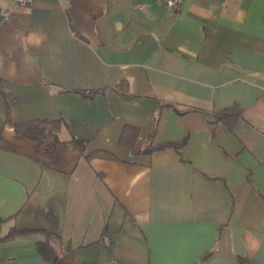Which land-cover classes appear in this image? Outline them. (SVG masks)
<instances>
[{"label": "crops", "instance_id": "crops-1", "mask_svg": "<svg viewBox=\"0 0 264 264\" xmlns=\"http://www.w3.org/2000/svg\"><path fill=\"white\" fill-rule=\"evenodd\" d=\"M0 218V264H264V0H0Z\"/></svg>", "mask_w": 264, "mask_h": 264}, {"label": "trees", "instance_id": "trees-1", "mask_svg": "<svg viewBox=\"0 0 264 264\" xmlns=\"http://www.w3.org/2000/svg\"><path fill=\"white\" fill-rule=\"evenodd\" d=\"M207 117L212 118L215 122H220L227 126L230 130L234 127L237 121L242 116V110L237 107H229L227 109L217 110V111H202ZM9 115V113H8ZM7 121L10 122V117H7ZM14 131L17 135L22 138L33 141L37 145V153L41 157L52 159L56 148L61 144V140L58 137V132L61 128V123L59 121H50L46 119H34L25 122L12 123ZM138 136L137 129L126 126L123 128L118 145L123 148H132L136 142ZM76 146L79 148L81 153L85 152V144L83 141L73 140ZM94 155H99L102 157L113 158L112 155L105 151H94L88 154L86 157L89 158ZM4 219L0 218V224ZM106 229H103L105 232ZM23 233L16 229H11L7 234L0 236V243L9 239H12L16 235ZM50 234L47 235V240L43 242L36 243V251L40 256L47 262L51 264H72V249L67 250V254L60 255L57 250L50 243ZM240 264H246L243 259H240Z\"/></svg>", "mask_w": 264, "mask_h": 264}, {"label": "built area", "instance_id": "built-area-1", "mask_svg": "<svg viewBox=\"0 0 264 264\" xmlns=\"http://www.w3.org/2000/svg\"><path fill=\"white\" fill-rule=\"evenodd\" d=\"M164 4L171 10L178 11L181 0H162ZM14 5L25 10H30L34 4V0H12Z\"/></svg>", "mask_w": 264, "mask_h": 264}]
</instances>
